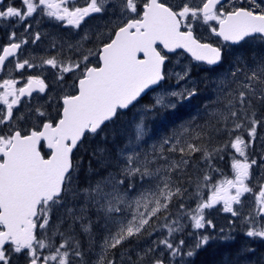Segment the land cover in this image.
<instances>
[{
	"label": "snow or ice",
	"instance_id": "6c2138e0",
	"mask_svg": "<svg viewBox=\"0 0 264 264\" xmlns=\"http://www.w3.org/2000/svg\"><path fill=\"white\" fill-rule=\"evenodd\" d=\"M0 25V264H190L238 231L264 241V0H0ZM178 49L191 61L166 71ZM201 66L213 95L145 148L144 118L196 97Z\"/></svg>",
	"mask_w": 264,
	"mask_h": 264
},
{
	"label": "rangeland",
	"instance_id": "374dc122",
	"mask_svg": "<svg viewBox=\"0 0 264 264\" xmlns=\"http://www.w3.org/2000/svg\"><path fill=\"white\" fill-rule=\"evenodd\" d=\"M180 61L181 60L173 61L172 67L169 68L168 70L175 69L176 71H179L180 67L182 66L179 64ZM183 64H184V62H183ZM200 79L203 81L202 76L200 77ZM204 79H207V78L205 77ZM209 80H211V79L206 80L207 85H208ZM202 84L205 85V82H202ZM164 85H165V87L175 86V80L165 81ZM212 95H213L212 89L208 86V88L201 93V98H203L202 102H204L206 104L208 102V98ZM150 98H151V94L148 97V99H150ZM141 103L144 104V103H147V101L141 102ZM182 106L183 105L179 106L178 109L175 110L174 112L171 110H169V111L161 110L155 114L149 115L146 118H144L145 124L147 126L146 127V136H145V140L147 141V143L144 145L145 148H150L153 144H158L159 141L161 140V138L171 134L173 129L177 128L179 126V124L183 122V120L178 122V119L183 117ZM184 106H186L185 103H184ZM188 106H190L189 110L193 111L196 114L195 111H197L198 109L196 108L194 103L193 104L191 103ZM188 106H186V107H188ZM199 107H200V109L203 108V106H201V104H199ZM165 113H167L169 115L177 114L179 116H169V120H166L163 116H160L161 114L164 115ZM195 114H193V115H195ZM138 119H140V114H139L138 110L132 109V111L129 113V115H126L124 117V120H126V121H124V120L122 122H120V120L117 121L116 128L118 131L123 129L124 126H126L125 128H127L130 126L132 121L138 120ZM163 127H166V130ZM120 146H123V145L121 144ZM257 152L259 153V145L257 147ZM216 163H217L218 167H220L223 170L225 175H227L229 177L231 176V172H232L231 160L229 157H225L224 161H217ZM189 172L192 174L193 180H195V174L192 173L191 169L189 170ZM257 174H259V170H257ZM219 178L220 177L218 175L215 176V179H219ZM184 179L186 180V177ZM247 195L248 194H246V196ZM248 198H249V200H254V198H252V197H248ZM216 207L222 208V205H217ZM234 207H239V206H234ZM250 207H251V205L245 206V208H244L245 214H247V212L250 210ZM92 218H93V221H95V216H93ZM209 218L215 221V223L217 224V229H219V227L227 225L228 214L223 213L222 211L217 212V211H215V209H213V210H211V214H210ZM248 239H251V238H248ZM256 240L261 241L258 238ZM118 255H119V253H118Z\"/></svg>",
	"mask_w": 264,
	"mask_h": 264
},
{
	"label": "trees",
	"instance_id": "16d2710c",
	"mask_svg": "<svg viewBox=\"0 0 264 264\" xmlns=\"http://www.w3.org/2000/svg\"><path fill=\"white\" fill-rule=\"evenodd\" d=\"M148 97H145L141 102H148ZM132 111V110H131ZM131 111H127L125 115L120 117V122L124 120L126 115H129ZM163 116L166 120H169V116H179L177 114L169 115L165 113ZM126 121V120H124ZM181 118L178 119V122ZM166 126V125H165ZM126 126H124L125 128ZM166 130V127H163ZM111 139V137H110ZM96 147V143H92L88 151L85 153L83 149L76 154V159H83L84 167L87 169L88 160L91 158V151ZM110 148H115V145H109ZM93 164L95 161L93 160ZM235 240L223 244L219 241H214L206 248L199 251L193 258L190 259V264H264V242L248 239L242 232L233 233ZM246 247L254 249L253 252L245 251Z\"/></svg>",
	"mask_w": 264,
	"mask_h": 264
},
{
	"label": "flooded vegetation",
	"instance_id": "af4514ba",
	"mask_svg": "<svg viewBox=\"0 0 264 264\" xmlns=\"http://www.w3.org/2000/svg\"><path fill=\"white\" fill-rule=\"evenodd\" d=\"M166 2H172V0H166ZM258 2H261V0H258ZM15 3H16L17 6H20V0H15ZM77 3L82 5L84 3V0H77ZM92 23H95V22H92ZM43 28L47 32H55L54 28H50L47 25L43 26ZM8 30L9 29H8L7 25H0V45H4V44L7 43V41H8ZM19 30L20 29H17V31H19ZM198 34H201L204 38H206L208 40V42H212L214 44L218 40V38H216V37H211L210 33H200L198 31ZM47 44H48V41L45 40L39 47L33 48V46H31V45H29L27 47L29 48V50H34L35 52L39 53V52H41L44 49V47L47 46ZM88 46L91 47L92 45L89 44ZM233 48L235 49V52L233 54H238L240 52H245L246 51V49L238 48L237 46H233ZM177 53H182V55L178 57L174 53H169L168 54L169 59L166 60V62H165V70L166 71L169 68L172 67L173 61H175V60H181V61L184 62V64H187L189 61H191L190 55L187 54V53H183L182 49H178ZM25 55H27V52L25 53ZM249 55H251V53H249ZM185 57L187 59H185ZM229 59H231V57H229ZM192 63L195 64L196 62H192ZM227 66L228 65H227V62H226L225 65H224V68H226ZM11 67L14 68V65H12ZM206 67L207 66L193 67L192 68L191 80L197 84L199 91H198V95L196 97L192 98V100L190 102H188V101L184 102L186 106H188L191 103L192 104L194 103L196 108L200 109L199 104H201V106H203L205 104L204 102H202L203 98H201V93L208 88L206 80L207 79H214L215 75H216L215 73H209L207 71H203L202 70V68H206ZM222 70L223 69H219V71H222ZM14 75L18 77L19 73H14ZM7 76H8V66L6 65L4 67V69L2 71H0V77L6 78ZM201 76L203 77V81L200 79ZM205 77L207 79H204ZM48 80H49V83H51V77H49ZM202 82H205V85H203ZM186 106H184V105L182 106L183 117H181V120H183V121L188 120L191 117V115L195 114L193 111L189 110L190 106H188V107H186ZM195 112H197V111H195ZM261 131L264 132V130H261ZM44 152H47L46 148L44 149ZM186 180H187V177H186Z\"/></svg>",
	"mask_w": 264,
	"mask_h": 264
},
{
	"label": "bare ground",
	"instance_id": "6f19581e",
	"mask_svg": "<svg viewBox=\"0 0 264 264\" xmlns=\"http://www.w3.org/2000/svg\"><path fill=\"white\" fill-rule=\"evenodd\" d=\"M202 91V90H201Z\"/></svg>",
	"mask_w": 264,
	"mask_h": 264
}]
</instances>
